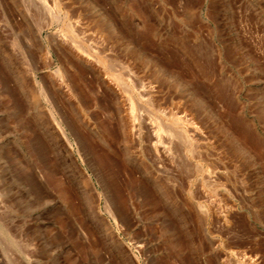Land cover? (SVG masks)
I'll list each match as a JSON object with an SVG mask.
<instances>
[{"label": "rangeland", "instance_id": "obj_1", "mask_svg": "<svg viewBox=\"0 0 264 264\" xmlns=\"http://www.w3.org/2000/svg\"><path fill=\"white\" fill-rule=\"evenodd\" d=\"M58 2L67 17H55L39 0H0V264H169L161 259L179 223L184 255L172 264H264V0ZM109 21L122 34L112 33ZM68 22L114 59L125 84L116 85L125 90L123 110L133 95L147 126L153 112L163 117V110L164 119L174 115L186 123L175 129V138L168 136L171 149L162 159L153 153L154 132L141 138L125 128V112H116L110 93L85 67L55 53L53 64L43 63L38 31L48 46L49 34L56 36ZM62 65L76 96L68 101L55 92L56 98L84 133L85 119L98 131L89 138L110 188L120 185L133 211L127 228L107 212L104 196L97 199L85 187L84 169L102 190L78 151L69 154L47 132L50 106L30 69L41 80ZM184 131L193 147L182 140ZM103 152L121 161L122 169L104 161ZM160 195L169 198L162 203ZM169 206L172 212H166ZM200 206L209 210L208 222ZM182 225L195 237L196 263H190ZM150 254L158 263H149Z\"/></svg>", "mask_w": 264, "mask_h": 264}, {"label": "bare ground", "instance_id": "obj_2", "mask_svg": "<svg viewBox=\"0 0 264 264\" xmlns=\"http://www.w3.org/2000/svg\"><path fill=\"white\" fill-rule=\"evenodd\" d=\"M51 1H53V3L55 4V5H53V9L49 5V0H39L40 5L43 6L44 8H49L51 10V12L54 13L55 17H57V18L62 17V15H63L62 13H64L66 17L68 16L67 12L64 10L63 6L58 2V0H51ZM107 24H108L109 30L112 33H114V34L116 33L119 35L122 34V30L120 29V27L117 24L112 23L111 21L107 22ZM77 28L78 27L76 24L68 22V26L66 27V29L59 30V32H58V34H56V36L49 34L48 46L45 45V39L43 36L42 29H40L38 31V34L36 36V40L40 46V54H41V59H42L43 63L46 66L53 64L55 62V57H54V53H55L57 56L65 55L67 57H70L72 60H74L75 62H77L80 65H82L83 67H85L92 74V76L94 78H97L101 81L104 89L110 93V96L112 99L111 105L116 110V112L117 113H121L123 111L125 112V113L123 112L124 115H122L123 116L122 120H124V127L125 128L130 129L131 133L134 136L137 134L138 135L140 134V137L143 135H147V132H150V130H152V132H150V133L154 132L155 139L152 140V142H151L152 147H153V153H154L155 157L157 156L158 158L162 159V157H161L162 154L165 151L169 152L171 149V147L165 145L166 142H169V140H167L168 136L171 137L173 135H176V134H174L175 129H177V128L180 129L181 128L180 126L184 122H182V120L180 118H178L174 115H171L170 117H168V119H164L163 117H165V111L163 110V112H164L163 117L160 115V113L153 112L154 115H156V116L151 118L152 119L151 120L152 126L151 127L147 126L145 122L139 121L140 116L138 117L139 114L137 115V113H136V111H138V110L136 109V105H135V100L137 99V97H135L133 95L132 96L129 95L127 97L128 101H129L128 106H130L129 110L128 109L123 110L124 102L122 100L121 94H124L122 92L125 90H123V91L121 90L122 92L120 93V91L117 90L116 85L119 86L121 84L122 85H125V84L123 82L122 76H120V74H117L115 71L116 69L113 66V63L115 62L114 59L107 57V55L102 50H99V49L96 50L93 44H87L85 42V39L80 38L77 35V33H76ZM27 52H28V55L30 57L31 63L33 64L34 68L37 69L38 63L35 61L34 54L31 50H29V47L27 48ZM30 73H31V76L36 80V82L38 84H40V90H39L40 96H42L44 98L46 104L50 106V108H47V110H48L47 113L49 112V115H50L48 117L49 118V125H47V132H50L51 133L50 135L56 134V136L59 138V140L63 141V143L66 147V150L69 152V154H71V155L74 154L75 149L78 151V153L82 157L83 162L86 165H88V167L91 169V171L95 175L97 181L101 185L102 190H100L96 186V184H95L92 176L90 175V173L84 169L83 172H84L85 178L83 181H84L85 187L88 188L89 191L91 190V195L95 196L97 199H100L102 196H104L107 200L106 207H105L107 212L112 214L113 216L116 215V223H117L119 228H123L122 226L127 228L129 225V222H128V218L130 217L129 215H131V213L133 211L130 210V207L121 198L122 197L121 196V186L116 184V191L110 188V185H109L107 179H105L103 176L101 164L99 163L100 162L99 161L100 160L99 159L100 153L97 151L95 145L91 142V140L89 138V134L98 136V134H97L98 131L96 130V128L94 126L92 127L89 120L85 119V120H81L82 124L85 126V128L87 130V133H84L81 130V127L78 125V123L75 122V120L72 118V116L69 113H67L66 111H64V109L61 107V105L59 104V102L56 98L55 92H58L59 94H61L68 101H70V99L73 96H76V93L72 87L70 73L68 72V70L66 69V67L64 65L57 66L55 71L53 73L51 72L52 75H50L48 77V79L43 76V77H41V80H37L36 79L37 78L36 72L30 69ZM124 81H125V79H124ZM125 83H126V81H125ZM128 86L130 87V83ZM151 98H152V101H155V98L153 95H151ZM139 107H141V106H139ZM53 109L58 113L59 116H57L54 113ZM159 111H162V110L159 109ZM45 112H46V109H45ZM45 112L43 113V116L48 115L47 113L45 114ZM163 112H161V113H163ZM150 113H152L151 110H150ZM168 113H167V115H168ZM184 124H186V123H184ZM41 129H42V127H41ZM222 129L225 130L226 128L225 129L222 128ZM144 130L146 131V134L143 133V132H145ZM183 130H185V129H183ZM113 131L116 134V132H117L116 129H113ZM69 132L73 135L74 140L70 137ZM187 132H188V130H187ZM227 134L229 135L230 133L228 132ZM148 135H150V134H148ZM182 136H183L182 140H184V142L187 146L188 145L190 146L193 143V141H192L193 137L190 136V134H187L184 131ZM143 137H145V136H143ZM173 138H175V137L173 136ZM102 140H103V138H102ZM241 143H242V141H241ZM243 143L245 144V142H243ZM193 146H190V147H193ZM242 147H243L242 145H241V147L239 146V149H242ZM102 156H103L102 158L104 159V161H106L107 163L117 164L116 168L118 167L117 168L118 170L122 169L123 164L121 161L116 160L117 158L114 159V157H112L111 155H109L108 153H105V152L102 153ZM123 170H126V169H123ZM118 174H119V172H118ZM128 174H129V172H128ZM143 174H145V173H143ZM130 175H132V174H130ZM140 184L142 186L143 183H140ZM150 184H151V182H150ZM153 185H155V184H153ZM153 185H152V187H154ZM160 192H162V191H159V193ZM168 196L167 195H160L162 200L164 199L163 201H160V202L163 203L164 201H166L167 200L166 197L169 198ZM113 200L116 201V205L114 203L112 205H109L108 202L113 201ZM157 201H155V202H157ZM157 204H159V202ZM165 204H166V202H165ZM201 206H204V205H201ZM158 207H160V206H158ZM204 207L203 208L201 207L203 212H204L203 219L205 218V221L208 222L207 220H209V217L211 214H210L209 210L207 208H204ZM175 208L177 209V207H175ZM175 208H174V210H175ZM155 209L157 211L158 208H155ZM165 209H163V211ZM169 209H172V208H170V206H169V208L166 209V212ZM172 211H173V209L170 212H172ZM170 212H169V214H170ZM161 213L164 214V212H161ZM167 215L168 214H166L165 216H167ZM222 215L224 216V213ZM222 215H221V217L223 218ZM169 217H171V216H169ZM224 217L225 218H223V219L227 220L226 216H224ZM168 220L171 221L172 219L169 218ZM162 222H164V221H162ZM162 222H160V223L163 226L164 223H162ZM173 222H174V219H173ZM165 223L167 225L169 224L167 221V217H166ZM174 223H176V221ZM174 223H172V225ZM181 224H182V222H181ZM179 225H180V223H179ZM170 226H167V229H166L167 232L169 231ZM173 226H174V228H173L174 230L172 232L173 234L171 233L172 234L171 236H173V239H169V241H168L167 240L169 237L168 235L166 237L167 239H165V241L167 240L166 244L170 248V251L168 254L165 255L166 257L165 256L162 257L161 263H169V264L170 263L171 264L176 263L175 258H177V259L180 258V255H182L181 253H183V251L182 252L179 251L182 249V247H183L182 245H180V246H182L181 249H178V246L180 244L179 243L180 238L177 237L178 233L176 234V231H175V228L177 225H173ZM164 228L165 227H163V229ZM182 228H183V232H184L183 234L185 235V239H186V243H185V240H184V243L187 244L188 248H190V250L187 248L190 251V252L187 251V254H188V252L191 254V262L188 260V259H190V257L187 260L190 263H196L195 261H193V260H195V258L193 257L194 253L192 251L193 240L195 239V237H194V239L191 238V233L188 231L189 229L187 226L184 227V225H182ZM182 228L180 227L179 229H182ZM171 229H170V231H172ZM163 231H165V230H163ZM166 231L164 233H167ZM179 231H181V230H179ZM180 234H182V233L180 232ZM181 236H183V235H181ZM181 241H182V239H181ZM142 243L143 244H140L141 246L137 245L139 252L141 251V248L145 244L144 242H142ZM184 243L182 242L181 244H184ZM185 244H184V246H185ZM187 246H185L184 248H186ZM135 256L138 260L140 259L139 254L135 253ZM157 258L153 254H150L148 256V261H149V263H158ZM181 258H180V261H181ZM185 258H187V256ZM217 258L218 257L216 256V259ZM220 262L222 263V261H220Z\"/></svg>", "mask_w": 264, "mask_h": 264}]
</instances>
